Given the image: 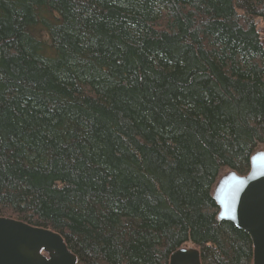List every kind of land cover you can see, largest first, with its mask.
<instances>
[{"label":"trees","instance_id":"obj_1","mask_svg":"<svg viewBox=\"0 0 264 264\" xmlns=\"http://www.w3.org/2000/svg\"><path fill=\"white\" fill-rule=\"evenodd\" d=\"M264 0H0V217L78 264H251L211 191L264 145Z\"/></svg>","mask_w":264,"mask_h":264},{"label":"water","instance_id":"obj_2","mask_svg":"<svg viewBox=\"0 0 264 264\" xmlns=\"http://www.w3.org/2000/svg\"><path fill=\"white\" fill-rule=\"evenodd\" d=\"M259 33L264 35V30ZM211 199L217 220L232 224L251 242V264H264V145L249 158L245 176L226 171L218 177ZM0 264H78L61 235L0 217ZM168 264H202L190 238L173 252Z\"/></svg>","mask_w":264,"mask_h":264},{"label":"bare ground","instance_id":"obj_3","mask_svg":"<svg viewBox=\"0 0 264 264\" xmlns=\"http://www.w3.org/2000/svg\"><path fill=\"white\" fill-rule=\"evenodd\" d=\"M262 46H264V43H262Z\"/></svg>","mask_w":264,"mask_h":264}]
</instances>
